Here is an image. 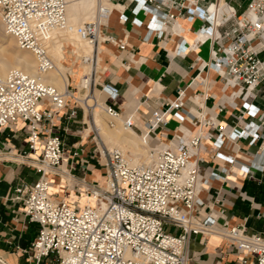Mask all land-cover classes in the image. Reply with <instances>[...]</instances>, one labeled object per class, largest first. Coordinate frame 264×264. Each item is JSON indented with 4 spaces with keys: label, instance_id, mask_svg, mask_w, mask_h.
Instances as JSON below:
<instances>
[{
    "label": "built area",
    "instance_id": "obj_1",
    "mask_svg": "<svg viewBox=\"0 0 264 264\" xmlns=\"http://www.w3.org/2000/svg\"><path fill=\"white\" fill-rule=\"evenodd\" d=\"M116 1L128 3L127 9L134 15L141 11L153 14L158 23L156 36L167 30L179 33V17L200 18L204 24L190 46L196 50L210 40V60L201 63L200 72L215 70L223 88L232 89L231 95L241 93L243 98L241 115L230 129L229 138L264 143V112L247 101L264 81V58L260 57L264 51V0H250L241 14L229 5L223 13L216 8L217 0L205 7L199 5L200 0ZM113 8L111 0L100 1L96 16L74 26L67 15L66 0H0L5 34L36 60L34 76L17 69L0 76V130L24 126L28 150L23 156L32 161L39 174L33 184L15 187L11 197L23 202L30 222L39 224L38 235L28 250L30 264H41L50 254L56 255L57 264H189V243L197 235L202 239L222 238L235 247L242 264H264V234L249 232L243 223L231 225L212 210L205 214L200 211L204 205L200 193L211 179L200 172V152L210 133L201 129L194 134L178 130L167 139L164 130L170 126L171 118H188L185 90L179 89L175 100L153 110L139 130L150 150L149 163L133 165L126 153L104 143L95 121L99 103L94 93L96 86L106 96L99 108L107 125L115 127L120 121L125 128H138L135 112L125 115L110 103L117 98L118 90L101 81L111 72L107 65L99 64L100 48L107 43L120 50L127 46L125 40L103 29ZM121 19L125 22L128 15L122 12ZM66 30L75 31L89 45L90 51L81 54L70 45L72 56L87 64L89 70L75 83L68 79L65 89L60 90L38 77L55 69L49 42L55 32ZM200 72L189 82L190 86L206 88L208 77ZM89 98L94 100L91 104ZM78 108L88 115L83 130H91V152L104 170L103 182L82 180V197L88 199L82 205L52 194L49 177L58 174L69 159L84 153L83 145H79L66 156L61 133L62 120L66 126L74 121ZM225 108V103L219 102L218 113H224ZM244 115L251 120L239 125ZM194 119L200 126L225 130L215 115L204 112L203 105H198ZM72 165L73 162L69 177L74 176ZM219 218L223 221L219 222Z\"/></svg>",
    "mask_w": 264,
    "mask_h": 264
},
{
    "label": "crops",
    "instance_id": "obj_2",
    "mask_svg": "<svg viewBox=\"0 0 264 264\" xmlns=\"http://www.w3.org/2000/svg\"><path fill=\"white\" fill-rule=\"evenodd\" d=\"M213 1L215 0H200L199 5L205 7ZM222 1L223 5H220ZM217 2L223 13L229 10V5L237 14H241L249 3L246 4L243 0ZM111 3L114 8L121 9L119 13H110L103 29L118 39L125 40L127 46L120 50L115 44L107 43L101 52L100 61L111 72L108 77L103 76L101 81L118 90L117 98L110 103L125 115L135 112L138 127L136 130L139 132L153 110L161 109L163 105L175 100L179 89L185 90V113L188 118L183 121L176 117L171 118L170 126L164 132L167 139L178 130L187 134H194L199 129L210 133V137L202 142L200 152V172L203 177L211 176L209 184L200 193V198L204 201L200 211L205 214L212 210L222 214L231 225L243 223L249 232L264 234V143L258 140L251 144L249 140L229 138L230 129L241 115L243 98L241 93L231 95L232 89H224L223 81L215 70L200 72L201 63L210 60V40L200 44L196 50L190 49V46L204 22L198 17H179V33L167 30L162 36H156L154 30L158 23L153 14L141 11L134 15L127 9L128 3L116 0H111ZM122 12L128 15L125 22L121 19ZM228 25L227 23L220 30ZM75 58L66 56L65 59L64 56L62 65L66 71V82L69 71L76 77L81 74V68L74 66L78 62V58ZM68 59L73 60L71 67L66 65ZM199 72L208 77L206 88L189 85ZM98 90L103 93L101 89ZM224 93L226 96L222 98ZM102 96L106 97L104 93ZM221 101L226 108L224 113L219 114L218 104ZM247 101L256 105L261 113L264 112V81ZM198 105H203L207 114L215 115L216 122L225 130L221 132L213 126H200L197 120H192ZM250 120V117L244 115L239 125ZM87 121L88 115L81 108H78L74 121L67 126L65 119L62 120L61 133L66 156L72 154L75 146L88 143L81 139L82 129L86 128ZM97 122L99 123L98 120ZM27 148V131L23 125L0 130V258L7 264H30L28 250L39 231V224L30 222L25 215L23 202L11 199L15 187L33 184L39 175L32 166V161L23 156ZM91 148L92 144L84 147L83 154L67 161L70 165L74 163L71 171L77 185H81L82 180L98 179L102 172L104 179L103 166L100 170L94 164ZM216 154H220L219 157ZM228 157L233 159L229 160ZM60 184L61 181L52 184V194L61 196L57 192ZM63 194L66 192H62ZM85 201L86 197H83V202ZM222 210L224 213H221ZM218 221L223 220L219 218ZM189 258V264H242L235 247L217 236L204 239L200 235L193 236L189 243ZM57 263L56 255L50 254L41 264Z\"/></svg>",
    "mask_w": 264,
    "mask_h": 264
},
{
    "label": "bare ground",
    "instance_id": "obj_3",
    "mask_svg": "<svg viewBox=\"0 0 264 264\" xmlns=\"http://www.w3.org/2000/svg\"><path fill=\"white\" fill-rule=\"evenodd\" d=\"M66 1H67V15L71 17L73 22L71 21L72 23L71 22L70 23L72 25L75 23H83L84 18L85 19L88 18V20H91L94 16H96L97 11L95 8L94 0H66ZM216 8L219 9L218 6H216ZM119 9L121 8L119 7L113 8L111 12L117 11L119 13ZM0 23H1V16H0ZM1 25H0V32L1 30H3V27ZM62 32L64 33V35L60 37L54 36L49 42V52L54 62H56L59 66H56L55 69L38 77L41 81L50 83L56 86L57 88H59L60 90H64L67 83L64 68H62V63H61V61L64 59L65 51L63 50V48L64 45H66L65 43L67 41H70L67 42L68 43L67 46L72 45L74 47V50H76V52H78L79 54L87 53L90 51L89 45L86 42H84L75 31L66 30ZM13 39L14 38L12 36H8L0 33V76L2 77L6 76L11 70L14 69L24 71L25 73L33 76L36 75L37 70H36V60L34 55L30 51L19 49L17 44L15 45L16 43L14 42L15 39L14 40ZM102 51H104V45L100 48L98 61H100ZM84 66H88V65L86 64ZM83 73H85L84 70L78 76V79L81 78ZM81 95L85 96L86 94L85 92L83 93L81 92ZM89 101L93 102L94 100L89 98L88 102ZM98 102H99L98 108L96 109L95 116L97 113H102L101 109L99 108V104L102 102L99 99ZM97 120L95 121L99 126L100 134L104 143L105 141L108 143H117L119 147L113 146L110 148H118L122 150L124 153H126L129 157V161L131 164L139 165V164L149 163L151 161L149 147L145 143V140L141 138L142 137L141 135H140L141 137H139L132 129L125 128L120 121L118 122V124L120 125L117 124L115 127H109L104 117H103V122L107 127L102 131V127L100 125L101 123H98ZM105 144L107 145V143ZM125 148L128 149L130 155L127 152H125ZM141 153H144L142 155L145 154L146 155L144 160L142 158L143 162L139 163L137 162L139 159V158L137 159V156H139ZM87 200L88 199L86 198L85 203L87 202ZM0 262L2 264H7L1 258H0Z\"/></svg>",
    "mask_w": 264,
    "mask_h": 264
},
{
    "label": "rangeland",
    "instance_id": "obj_4",
    "mask_svg": "<svg viewBox=\"0 0 264 264\" xmlns=\"http://www.w3.org/2000/svg\"><path fill=\"white\" fill-rule=\"evenodd\" d=\"M95 2V8H96V11H97V7H98V4H99V2L101 1V2H103V3H105L104 1L105 0H94ZM225 1V0H224ZM246 4L250 1V0H243ZM223 4V1L221 2V4L220 5H222ZM69 16V15H68ZM69 20H70V22L72 21V19H71V17L69 16ZM86 20H88V18L87 19H83V22L84 21H86ZM82 21V20H81ZM73 22V21H72ZM71 22V23H72ZM78 24H81V23H75V24H73L74 26H76V25H78ZM0 25H1V23H0ZM2 26V25H1ZM61 32V33H60ZM1 34H5L4 32H3V30H1V32H0ZM60 33V34H59ZM6 35V34H5ZM62 35H64V33L62 32V31H58L57 33H54L53 34V37L55 36H58V37H60V36H62ZM14 40V39H13ZM14 42H15V40H14ZM67 42H70V41H67ZM65 43L66 45L68 44V43ZM15 45H16V43H15ZM66 45H64V48H63V50L65 51V54H64V56H65V59H66V56H68V58H72L73 56H72V54H71V52H70V46H66ZM66 46V47H65ZM66 49V50H65ZM260 57L261 58H264V51L263 52H261V54H260ZM77 58V57H76ZM75 58V59H76ZM68 63L66 64V65H68V66H72L73 65V60L71 61V59L69 60L68 59ZM100 63L99 64H101V65H103V64H105L103 61H99ZM56 63V62H55ZM61 63L62 64H64V62H63V60L61 61ZM75 65V67H77V66H79V68H81V70H80V73L84 70L85 72L87 71V70H89V66H84V64H80L79 63V60H78V62H75L74 63ZM56 66H59L57 63H56ZM62 68H64L63 67V65H62ZM64 72H65V75H66V71H65V68H64ZM68 74V79H69V81L70 82H72V83H74V81L75 82H77L79 79H78V77H76V76H74V75H72L71 73H70V71H69V73H67ZM96 87H98L99 89H100V87L99 86H96ZM95 87V88H96ZM94 88V93H95V95H96V97L98 98V99H100V100H102L104 97V95L102 96V94L100 93V91L98 90V88H96L95 89ZM92 103V101H89V104H91ZM95 113H96V110H95ZM96 116H97V119L99 120V123H101L100 125H101V127H102V131L107 127L105 124H104V122H103V117H104V114L103 113H97L96 114ZM118 125H120V124H118ZM84 129V128H83ZM82 129V133H81V139L83 140V141H88V143L87 144H84L82 147H86V146H89L90 144H91V137H88V134L90 133V129L89 130H83ZM135 132L136 133H138L139 135H140V133L137 131V130H135ZM105 143H107V146H109V147H119V145L117 144V143H108V142H106L105 141ZM113 144V145H112ZM93 146V145H92ZM125 152H127L129 155H130V153H129V151H128V149H126L125 148ZM91 154H93V152H91ZM142 154H144V153H141L139 156H137V159H138V161L137 162H143V160L145 159V155H142ZM142 158H143V160H142ZM93 162H94V164L98 167V168H100V170H101V168H102V164H100L98 161H97V159L96 158H94L93 157ZM92 162V163H93ZM69 168H70V162L67 164H63V166H61V168L57 171V173L58 174H50L49 175V177H50V179H51V182H52V184L54 185V184H57L59 181H61V184H60V186H59V188H60V190L59 191H57V192H59L60 194H61V196H63V197H65L68 201H70V203H72V204H78V205H82L84 202H83V192H81L82 191V189H81V187H80V185H77L76 184V182H75V176H73V177H69V175L67 174V173H70L69 172ZM64 171L65 173H62L61 171ZM74 175V174H73ZM102 180H103V172H102V174H100L99 175V177H98V179H96V180H92V181H95V182H102ZM58 190V189H57ZM81 190V191H80ZM62 192H66V194L64 195H62ZM58 193V194H59Z\"/></svg>",
    "mask_w": 264,
    "mask_h": 264
}]
</instances>
